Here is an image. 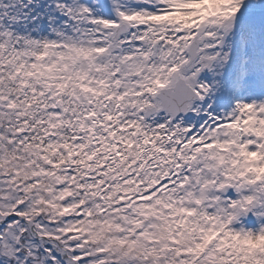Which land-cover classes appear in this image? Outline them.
<instances>
[{"label":"snow or ice","instance_id":"6c2138e0","mask_svg":"<svg viewBox=\"0 0 264 264\" xmlns=\"http://www.w3.org/2000/svg\"><path fill=\"white\" fill-rule=\"evenodd\" d=\"M0 264H264V0H0Z\"/></svg>","mask_w":264,"mask_h":264}]
</instances>
